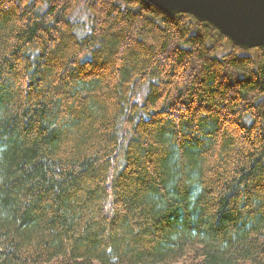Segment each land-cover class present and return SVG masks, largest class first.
<instances>
[{
  "label": "trees",
  "instance_id": "trees-1",
  "mask_svg": "<svg viewBox=\"0 0 264 264\" xmlns=\"http://www.w3.org/2000/svg\"><path fill=\"white\" fill-rule=\"evenodd\" d=\"M0 264H264V47L0 0Z\"/></svg>",
  "mask_w": 264,
  "mask_h": 264
},
{
  "label": "water",
  "instance_id": "water-1",
  "mask_svg": "<svg viewBox=\"0 0 264 264\" xmlns=\"http://www.w3.org/2000/svg\"><path fill=\"white\" fill-rule=\"evenodd\" d=\"M169 15L207 22L242 50L264 47V0H145Z\"/></svg>",
  "mask_w": 264,
  "mask_h": 264
},
{
  "label": "clouds",
  "instance_id": "clouds-1",
  "mask_svg": "<svg viewBox=\"0 0 264 264\" xmlns=\"http://www.w3.org/2000/svg\"><path fill=\"white\" fill-rule=\"evenodd\" d=\"M197 191H199V189ZM191 199H194V197H191Z\"/></svg>",
  "mask_w": 264,
  "mask_h": 264
}]
</instances>
